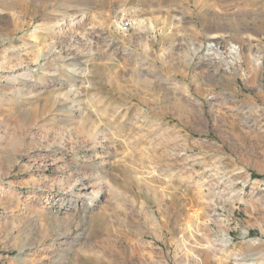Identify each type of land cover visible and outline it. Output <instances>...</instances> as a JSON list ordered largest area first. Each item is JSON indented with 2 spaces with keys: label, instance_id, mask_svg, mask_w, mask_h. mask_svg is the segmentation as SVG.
Here are the masks:
<instances>
[{
  "label": "rangeland",
  "instance_id": "374dc122",
  "mask_svg": "<svg viewBox=\"0 0 264 264\" xmlns=\"http://www.w3.org/2000/svg\"><path fill=\"white\" fill-rule=\"evenodd\" d=\"M66 232L63 264H264V0H0V264Z\"/></svg>",
  "mask_w": 264,
  "mask_h": 264
},
{
  "label": "bare ground",
  "instance_id": "6f19581e",
  "mask_svg": "<svg viewBox=\"0 0 264 264\" xmlns=\"http://www.w3.org/2000/svg\"><path fill=\"white\" fill-rule=\"evenodd\" d=\"M192 9V8H191ZM217 18V17H216ZM215 18V19H216ZM126 20V19H125ZM124 20V21H125ZM123 21V22H124ZM123 22H122V25H123ZM227 22V21H226ZM231 26L233 25V21H229ZM232 28H236L235 26H232ZM231 28V29H232ZM219 38V37H218ZM221 40V39H220ZM221 43V42H220ZM219 41H215V42H212L210 43L209 45V48L210 50H213L214 49V53H216V51L220 52V49H221V45H220ZM223 43V42H222ZM246 48V47H245ZM248 50H250L248 48ZM247 49H243L241 45L237 46V45H234V44H230L229 46V54H228V59H226V64H227V68H229V64H236V65H239V66H242L243 62V58H244V55L246 53ZM247 54V53H246ZM252 54V50H250V53L249 55ZM248 55V56H249ZM222 56V55H221ZM224 58V57H222ZM215 59V58H214ZM221 59V58H220ZM247 59V58H246ZM248 59H251V58H248ZM255 60V59H254ZM195 106V105H194ZM61 109V108H60ZM71 110V109H70ZM47 157V156H46ZM74 167V166H73ZM85 182V181H84ZM82 183V186L85 188V185L87 184L86 183ZM88 194H85L84 195V199L87 197ZM93 196H96V197H100V193H97V194H94ZM66 200V199H65ZM88 204V203H86ZM94 206V205H93ZM91 207V206H90ZM89 206H86L84 208V216H81L79 221H86V218H87V214H86V210L87 208L89 209L90 208ZM83 211V210H82ZM82 214V213H80ZM80 215H78L79 217ZM69 223V222H68ZM83 237H80V236H73L72 234H70L69 232H66V233H62V234H59V239L62 240V242H60L59 246H58V253L56 254V257H59L60 259V263L63 264L65 261H66V258L69 254V252L76 246L79 245L80 241L82 240ZM81 247V246H80ZM98 254V253H97ZM105 255V254H104Z\"/></svg>",
  "mask_w": 264,
  "mask_h": 264
},
{
  "label": "built area",
  "instance_id": "2783aa9c",
  "mask_svg": "<svg viewBox=\"0 0 264 264\" xmlns=\"http://www.w3.org/2000/svg\"><path fill=\"white\" fill-rule=\"evenodd\" d=\"M132 24H133V21H132V20L126 19V20L123 22V27H124L125 29H128V28H130V27L132 26Z\"/></svg>",
  "mask_w": 264,
  "mask_h": 264
}]
</instances>
